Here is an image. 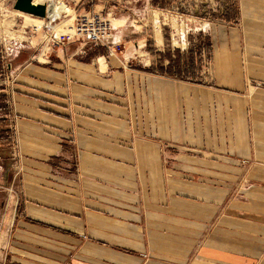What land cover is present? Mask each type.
I'll list each match as a JSON object with an SVG mask.
<instances>
[{"label": "crops", "instance_id": "0c3cea01", "mask_svg": "<svg viewBox=\"0 0 264 264\" xmlns=\"http://www.w3.org/2000/svg\"><path fill=\"white\" fill-rule=\"evenodd\" d=\"M236 2L201 82L133 64L150 0L84 1L127 15L19 67L0 264H264V0Z\"/></svg>", "mask_w": 264, "mask_h": 264}, {"label": "rangeland", "instance_id": "374dc122", "mask_svg": "<svg viewBox=\"0 0 264 264\" xmlns=\"http://www.w3.org/2000/svg\"><path fill=\"white\" fill-rule=\"evenodd\" d=\"M58 1L66 6L67 10L60 12L58 18L56 17L51 24L52 27L56 25L57 33L65 30L73 17L71 1ZM13 3L14 0H0V236L6 234L14 220L15 206L20 195L12 127V84L20 66L37 57L42 61V52L39 51L44 45L46 32L44 25L47 22V19L13 10ZM90 6L84 10L94 12L95 10L89 11ZM138 9L144 10L142 7ZM116 10L121 11L118 8ZM120 11L110 17L102 11L95 12L102 13L112 24V16L119 18L127 15V11L121 13ZM233 11L238 13L236 0H150V6L143 16L135 17L136 25L139 26L138 35L129 37L132 42L134 41L133 44L139 46L136 48L133 64L151 63V65L155 64V67L165 69L168 62L162 61L160 55L172 56L176 51L183 54L193 48L196 58L194 68L197 69L198 80H201L209 71L212 50L210 56L207 52L212 49V27L233 23L226 22V18L231 16ZM113 25H117V22ZM64 45L51 42L49 45L51 50L43 49V51L49 55L53 50H61ZM82 46L85 50L95 48L81 43L80 48ZM121 48L122 45L116 46L115 50L119 52Z\"/></svg>", "mask_w": 264, "mask_h": 264}, {"label": "built area", "instance_id": "2783aa9c", "mask_svg": "<svg viewBox=\"0 0 264 264\" xmlns=\"http://www.w3.org/2000/svg\"><path fill=\"white\" fill-rule=\"evenodd\" d=\"M84 1L86 2V0H80L78 4L72 7L73 17L69 22L70 25L65 28V30L59 31L58 33L55 31L56 25L53 27L51 25L56 18L48 20L47 13V18L44 19H47L46 25H44L46 29L43 39L44 45L39 51L42 52L41 59L47 55L43 49H46V51L51 50V47H49L51 42L63 45L67 42L78 40L84 45H91L93 47H98L105 42L111 31L110 22L107 17L100 12L82 11ZM76 8H79V10H75ZM67 16H69V14H67Z\"/></svg>", "mask_w": 264, "mask_h": 264}, {"label": "trees", "instance_id": "16d2710c", "mask_svg": "<svg viewBox=\"0 0 264 264\" xmlns=\"http://www.w3.org/2000/svg\"><path fill=\"white\" fill-rule=\"evenodd\" d=\"M85 6V4H84ZM83 6V7H84ZM238 18L237 11H233L231 16L226 18V22L235 23ZM211 48V47H210ZM211 49L208 50L207 54L210 56ZM174 56V57H173ZM160 59L162 61H167V68L162 69L160 67H156L153 69L157 73L166 74L168 76H172L174 78L187 81V82H201L198 80L196 75L197 69L194 68L196 64L195 51L194 49H190V51L181 54L179 51H176L175 55L163 54L160 55ZM196 75V76H195Z\"/></svg>", "mask_w": 264, "mask_h": 264}, {"label": "water", "instance_id": "95a60500", "mask_svg": "<svg viewBox=\"0 0 264 264\" xmlns=\"http://www.w3.org/2000/svg\"><path fill=\"white\" fill-rule=\"evenodd\" d=\"M13 10L33 16L40 19L47 18V5L41 3H33V0H15Z\"/></svg>", "mask_w": 264, "mask_h": 264}, {"label": "bare ground", "instance_id": "6f19581e", "mask_svg": "<svg viewBox=\"0 0 264 264\" xmlns=\"http://www.w3.org/2000/svg\"><path fill=\"white\" fill-rule=\"evenodd\" d=\"M33 3L47 4L48 20L55 19L60 12H65L67 7L58 0H33ZM58 18V17H57Z\"/></svg>", "mask_w": 264, "mask_h": 264}]
</instances>
